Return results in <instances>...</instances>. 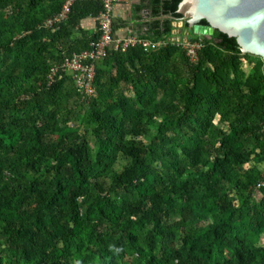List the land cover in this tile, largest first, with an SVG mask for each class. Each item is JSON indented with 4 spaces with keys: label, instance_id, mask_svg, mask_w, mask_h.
Here are the masks:
<instances>
[{
    "label": "trees",
    "instance_id": "16d2710c",
    "mask_svg": "<svg viewBox=\"0 0 264 264\" xmlns=\"http://www.w3.org/2000/svg\"><path fill=\"white\" fill-rule=\"evenodd\" d=\"M65 1L0 0V264H264V62L189 28L192 65L169 37L181 0H140L137 34L165 45L108 53L82 99L48 75L100 38L103 5L47 28Z\"/></svg>",
    "mask_w": 264,
    "mask_h": 264
},
{
    "label": "built area",
    "instance_id": "2783aa9c",
    "mask_svg": "<svg viewBox=\"0 0 264 264\" xmlns=\"http://www.w3.org/2000/svg\"><path fill=\"white\" fill-rule=\"evenodd\" d=\"M88 0H66L61 11L53 18L47 19L44 25L53 28L56 24L66 20L71 13L76 2ZM103 5V9L98 17V27L100 38L91 43V48L72 56L66 57L62 63L55 64L50 69L48 83L51 85L57 78H62L63 74L71 75L75 81L77 92L81 98L96 95L95 74L96 63L107 57L110 52H125L129 47H141L145 52H150L165 45L164 41L152 42L139 35H127L118 37L113 29V7L128 0H94ZM181 23V22H178ZM179 46L185 54L188 63L194 65L198 61V51L202 46L200 39L191 41L179 39L170 40ZM264 183V177L259 185Z\"/></svg>",
    "mask_w": 264,
    "mask_h": 264
},
{
    "label": "water",
    "instance_id": "95a60500",
    "mask_svg": "<svg viewBox=\"0 0 264 264\" xmlns=\"http://www.w3.org/2000/svg\"><path fill=\"white\" fill-rule=\"evenodd\" d=\"M177 8L194 35L211 38L219 31L235 38L242 54L264 62V0H181Z\"/></svg>",
    "mask_w": 264,
    "mask_h": 264
},
{
    "label": "crops",
    "instance_id": "0c3cea01",
    "mask_svg": "<svg viewBox=\"0 0 264 264\" xmlns=\"http://www.w3.org/2000/svg\"><path fill=\"white\" fill-rule=\"evenodd\" d=\"M140 0H128L127 2L117 4L113 7V19L114 24L118 25L120 28L115 29V34L118 37H124L127 35H138L136 24L133 17L132 9L134 5H138ZM125 24L123 27L120 26ZM175 25V23H173ZM179 26V25H178ZM82 27L90 32H96L97 23L93 18L85 20Z\"/></svg>",
    "mask_w": 264,
    "mask_h": 264
},
{
    "label": "rangeland",
    "instance_id": "374dc122",
    "mask_svg": "<svg viewBox=\"0 0 264 264\" xmlns=\"http://www.w3.org/2000/svg\"><path fill=\"white\" fill-rule=\"evenodd\" d=\"M189 28L190 27L184 28L182 22L181 23H175V25L172 26L171 36H169L170 40L179 39L180 41H183V40L191 39L192 35H194V34L192 32V35H191ZM255 62L256 61L253 58H250V60H248V59L242 60V71L245 73V75H247L249 73L251 67L255 64ZM259 165H260V169L262 170L264 163H261ZM249 238H250V242L252 244H255V245L263 244L264 243V229L262 230V232L257 233V231H256V233L250 234Z\"/></svg>",
    "mask_w": 264,
    "mask_h": 264
}]
</instances>
